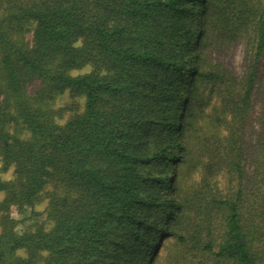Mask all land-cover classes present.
Returning <instances> with one entry per match:
<instances>
[{
    "label": "trees",
    "instance_id": "trees-1",
    "mask_svg": "<svg viewBox=\"0 0 264 264\" xmlns=\"http://www.w3.org/2000/svg\"><path fill=\"white\" fill-rule=\"evenodd\" d=\"M0 156V264H264V0H0Z\"/></svg>",
    "mask_w": 264,
    "mask_h": 264
},
{
    "label": "rangeland",
    "instance_id": "rangeland-1",
    "mask_svg": "<svg viewBox=\"0 0 264 264\" xmlns=\"http://www.w3.org/2000/svg\"><path fill=\"white\" fill-rule=\"evenodd\" d=\"M194 23L192 24V36L194 35V30L197 28L199 24V20L196 18L193 19ZM31 38V34H27L26 40H29ZM191 64L190 67L191 68ZM92 70V67L89 64H86L79 68H74L71 70V74L81 75L84 73H87ZM43 85V81L41 78H32L27 85H25L24 90L27 92V95H29L31 98H33V103L36 106H40L41 101H37L35 97L38 95V91L41 89ZM3 98V97H1ZM45 98L43 97V100ZM48 105L56 111V118L59 122L65 123L70 114L73 111L77 110H83L85 105V97L84 96H74L70 89H66L63 92L55 93L54 95H51V98L47 100ZM42 104V103H41ZM22 137L26 136V132L21 133ZM183 139H178L179 142H181ZM0 177L3 180H13L15 178V167L14 166H6L0 156ZM6 192L1 191L0 192V200H4L6 198ZM49 194L46 192L43 195L42 200L36 204L35 210L38 212L37 214H33L29 209L26 212L20 213L16 209L12 212V216L15 217L19 223L16 227V230L18 232L23 231L26 229L28 225H37L41 224L45 226L46 228H51L54 223L48 219L47 216V207L49 204ZM1 226H0V234H1ZM152 241L148 242V246L146 249H144L143 253L144 255L148 254V250L151 248V252L158 249V255L159 260L156 262V264H167L168 259V252L166 251L168 244L171 242L170 239H166L163 237V234L160 235H154L152 237ZM159 239V242L154 246V242ZM18 256L26 257L29 255V251L25 248L18 249L17 250ZM47 255V252H43L39 258H37L35 261L32 262V264H45V261L43 257Z\"/></svg>",
    "mask_w": 264,
    "mask_h": 264
}]
</instances>
